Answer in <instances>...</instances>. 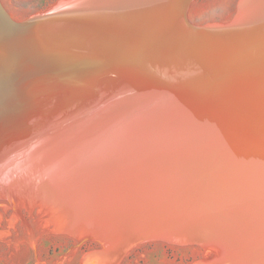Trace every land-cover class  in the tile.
I'll use <instances>...</instances> for the list:
<instances>
[{"label": "bare ground", "instance_id": "1", "mask_svg": "<svg viewBox=\"0 0 264 264\" xmlns=\"http://www.w3.org/2000/svg\"><path fill=\"white\" fill-rule=\"evenodd\" d=\"M58 1L18 20L0 0V200L100 241L91 264L213 233L264 264V0L203 26L192 0Z\"/></svg>", "mask_w": 264, "mask_h": 264}, {"label": "rangeland", "instance_id": "2", "mask_svg": "<svg viewBox=\"0 0 264 264\" xmlns=\"http://www.w3.org/2000/svg\"><path fill=\"white\" fill-rule=\"evenodd\" d=\"M244 1L192 0L188 9L189 21L194 25L196 24V26H203L213 22H231L239 12ZM2 2L14 18L24 20L30 18L31 15L34 16L38 13L46 12L48 8L53 7L59 1L2 0ZM121 180L122 183L128 184L126 190L129 194L130 191L128 189H131L132 194H136L137 187L135 185L130 186L126 179L124 181L123 179ZM116 186L117 183L108 182L107 184L109 190L108 198L111 204V208L108 211V214H110L109 218L112 219H110L112 225L117 226L116 222L119 223L120 221L121 223L123 220V223L119 225L126 224L125 227H127L129 218L125 217L127 220L125 218L119 220V213H123L125 210L127 211V209L131 208L128 207L129 205L126 206L125 203H122L123 200L119 198ZM1 198L5 200H0V264H91L88 261L90 258H94L91 252L103 248V244L100 241L91 239L90 237L83 239L80 235L76 236L65 230L57 229L56 231L53 224L47 220L50 212L47 209L44 212V207L38 206L39 204L37 203L30 206L29 203L21 201L22 203L18 209L11 206L6 197ZM6 201L10 205H5ZM46 211L48 215L45 217ZM142 213L137 214L140 215L141 221L145 219ZM172 215L175 216L176 214ZM171 216L166 215L165 218L162 217L164 220L158 217L161 219L159 222H174L187 216L189 218L192 217L183 214L178 215V217L177 215L175 217ZM158 218L156 219L158 220ZM122 235L119 238L123 239L124 243L127 242V235L124 234L126 237ZM217 237L220 239L223 235H217V233L210 234L203 242H195L193 240H188V242L186 240L184 242L183 240L176 241V239H174V242L173 240L160 237L143 238V240L135 242L136 244L130 245V248L124 251L116 264H235L240 259L244 261L246 256H244V252L241 253L239 251L238 247V250L234 249L233 251L222 253L220 245L213 240ZM87 254L88 256L90 254L91 257L86 258ZM114 256V252L109 253L106 260H113ZM231 260L237 262L233 263L232 261L231 263Z\"/></svg>", "mask_w": 264, "mask_h": 264}]
</instances>
